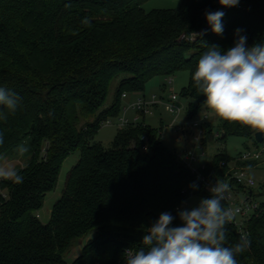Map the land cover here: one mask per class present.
Segmentation results:
<instances>
[{
  "label": "trees",
  "instance_id": "trees-1",
  "mask_svg": "<svg viewBox=\"0 0 264 264\" xmlns=\"http://www.w3.org/2000/svg\"><path fill=\"white\" fill-rule=\"evenodd\" d=\"M146 1L0 0V87L21 98L15 114L0 106L8 117L0 119V162L26 160L17 168L22 183L0 181V264H123L125 250L142 247L145 228L161 213H171L173 226H179L178 209L192 195L210 196L179 153L164 145L162 129L145 119L119 128L109 148L91 141L107 120L119 119L125 93L144 92L152 78L181 70L190 73V82L180 96L188 119H195L206 97L192 77L206 45L226 51L234 46L237 29L247 45L264 44V0H240L235 7L182 0L178 8L150 11L143 8ZM208 11L225 13L222 35L212 32ZM194 32L204 35L194 38ZM202 126L205 145L214 127L209 121ZM230 135L260 147L252 128L223 119L217 138L226 141ZM22 143L29 151L20 156ZM76 151L80 159L44 223L37 213ZM258 164L224 148L201 170L215 182L231 175L233 165L250 170ZM226 228L225 246H233L243 233L232 222ZM245 230L251 246L237 256L238 264H264V202ZM83 239L81 253L68 262Z\"/></svg>",
  "mask_w": 264,
  "mask_h": 264
},
{
  "label": "clouds",
  "instance_id": "clouds-1",
  "mask_svg": "<svg viewBox=\"0 0 264 264\" xmlns=\"http://www.w3.org/2000/svg\"><path fill=\"white\" fill-rule=\"evenodd\" d=\"M219 3L235 7L240 0ZM224 15L223 11L206 12V20L217 35L224 32ZM241 31L236 30L234 46L226 51L215 44L206 45L207 51L200 57L192 79L206 97V107L218 117L264 133V44L247 46V36ZM203 35L193 33L194 38ZM20 105L21 98L16 93L0 87V106L15 114ZM7 118V114L0 113V119ZM3 143L4 134L0 132V145ZM28 151L25 143L17 146L20 156ZM0 179L20 184L24 177L15 167L0 166ZM208 191L210 196L202 198L197 206L178 211L179 226H173L171 213H161L145 228L142 247L125 250V264H238L237 256L251 246V240L248 234H241L238 243L225 246L226 225L235 217V212L223 205L229 184L217 180Z\"/></svg>",
  "mask_w": 264,
  "mask_h": 264
},
{
  "label": "rangeland",
  "instance_id": "rangeland-1",
  "mask_svg": "<svg viewBox=\"0 0 264 264\" xmlns=\"http://www.w3.org/2000/svg\"><path fill=\"white\" fill-rule=\"evenodd\" d=\"M181 4L182 0H148L143 4V8L146 11H150L153 9L178 8L179 6H181ZM121 77L122 76L114 79V81L112 82L106 106L112 104ZM172 77V83H168L167 77L165 76H156L152 78L147 83L143 94L145 93L147 99L149 100L152 99L154 94H156L158 97L162 96L163 98L168 99L171 94L175 92L179 95L180 100L182 101L179 104L180 106H182V110L179 112L178 109H176L175 111L171 112L164 105L156 104L152 106L151 113L146 114V112H142L140 115L141 118L146 119V122L152 127L162 129V141L166 147L178 153H181L187 149L194 150L196 155L199 157V159L194 162V166L199 168L202 167L205 163L211 162L215 158V155L224 148L227 150L229 155L237 157L240 156L243 152L247 151L248 146L251 150L264 146L263 142L259 144L260 147H255L252 139H247L239 136L230 135L227 137L226 141L215 137L217 133H222L223 119L218 117L213 111L206 107L196 116L193 123H203L205 120L209 121L214 127L213 136L207 141V144L205 145L201 143L203 142L201 139L197 141L196 138H201L198 127L199 125L190 128L187 124L189 121L187 117V106L184 99H182L180 96L182 90L189 85L190 73L187 70H181L174 74ZM139 97H141V95L137 93H128L127 96L123 97V109L121 115L124 112V107H128L126 115L130 119V122L135 120V117L138 113V110L132 108L131 105L135 101H137ZM174 119L177 122L175 123V125H172ZM110 120L111 123L102 124L95 139L91 141L92 143L99 142L106 148H109L111 146L112 141L114 140L118 132L119 126L118 119ZM182 123H184L183 125L184 127H186V129L183 132H180L178 129V125H181ZM79 159L80 151H76L64 161L57 187L47 194L43 208L37 213L39 214L42 222L47 223L50 220L53 206L62 196L66 187L69 173L71 169L78 163ZM25 163L26 160L23 158L6 157L0 162V166H12L17 169L19 166L25 165ZM249 172L250 175L256 180V186L254 187V197L257 202H264V187H262V185H264V154L259 160V164L256 167L251 168ZM1 180L2 179H0V181ZM202 198L205 197L192 195L178 209V211L182 208H192L197 206ZM86 241L85 239H83L78 246L72 249V251L66 257L68 262H73L77 258V256L81 253Z\"/></svg>",
  "mask_w": 264,
  "mask_h": 264
},
{
  "label": "built area",
  "instance_id": "built-area-1",
  "mask_svg": "<svg viewBox=\"0 0 264 264\" xmlns=\"http://www.w3.org/2000/svg\"><path fill=\"white\" fill-rule=\"evenodd\" d=\"M172 81V76H168L167 82L172 83ZM137 94L141 95V97H139L137 101H135L131 105V107L137 109L138 113L140 114L137 113L135 120L130 122V119L126 115L128 107H124V112L118 119V126L120 129L126 127L130 123H136L138 119L141 118L140 115L142 112H146V114L151 113L152 106L156 104L164 105L171 112L175 111L176 109H178L179 112L182 110V106L179 105L182 101L180 100L179 95L175 92H173L168 99H165L162 96L158 97L156 94H154L151 100L147 99L146 95L143 94V92H137ZM126 95L127 94L125 93L124 96ZM193 121H195V119L189 120L187 124L190 128L199 125L198 127L201 138H196V140L199 141L204 136L205 130L202 126L203 123H193ZM176 122L177 121H175L174 119L172 125H175ZM105 123L109 124L111 123V120H107ZM183 124L184 123L178 125V129L180 132H183L186 129ZM219 136L220 132L215 135V137ZM144 150H148L147 145L144 147ZM263 154L264 146L258 149L247 150L243 152L240 155V159L242 161H259L262 158ZM179 156L187 164V166L190 167L191 171L198 176L200 181L204 182L208 187L215 184V182H210L202 174L201 169L205 167V164L199 168L194 166V162L199 159L194 150L187 149L179 153ZM230 173L232 174L229 175L225 180H223L229 184V192L226 194L227 198L225 201L228 204L227 208H231L235 212L234 220L231 222L239 229L241 233L246 234V222L253 216L260 205V203L256 201L252 192H250L251 189L254 190V187L256 186V180L250 175L249 169L247 167H239L237 165H233L230 168ZM238 185L243 186L245 190L239 191ZM237 209L238 211H236ZM123 264H125V262Z\"/></svg>",
  "mask_w": 264,
  "mask_h": 264
},
{
  "label": "water",
  "instance_id": "water-1",
  "mask_svg": "<svg viewBox=\"0 0 264 264\" xmlns=\"http://www.w3.org/2000/svg\"><path fill=\"white\" fill-rule=\"evenodd\" d=\"M255 139L258 143H262L264 141V133H259L256 130L253 129ZM252 192V190H250Z\"/></svg>",
  "mask_w": 264,
  "mask_h": 264
},
{
  "label": "crops",
  "instance_id": "crops-1",
  "mask_svg": "<svg viewBox=\"0 0 264 264\" xmlns=\"http://www.w3.org/2000/svg\"><path fill=\"white\" fill-rule=\"evenodd\" d=\"M172 79H173V77H172ZM165 87H166V86H165ZM165 87H164V88H165ZM163 91H165V90H163ZM144 94H145V93H144ZM145 120H146V119H145ZM38 216H39V214H38Z\"/></svg>",
  "mask_w": 264,
  "mask_h": 264
}]
</instances>
